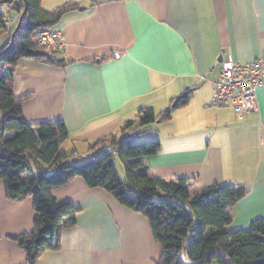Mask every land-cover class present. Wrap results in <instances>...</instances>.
<instances>
[{"label":"crops","instance_id":"obj_1","mask_svg":"<svg viewBox=\"0 0 264 264\" xmlns=\"http://www.w3.org/2000/svg\"><path fill=\"white\" fill-rule=\"evenodd\" d=\"M67 2L79 8L53 28L64 35L56 57L65 65L24 60L16 68L12 86L26 97V121H63L69 132L63 150L85 160L98 140L121 135L140 109L160 112L192 90L189 103L162 123L165 131L155 139L161 150L145 159L151 175L193 178V194L216 183L245 187L248 194L228 209L230 227L249 229L264 219V86L258 89V110L245 116L211 104L221 54L238 63L264 58V0H42V7L52 11ZM10 16L0 52L15 26L16 14ZM54 194L82 212L77 226L63 233L61 249L45 252L36 264L160 260L162 247L148 219L111 194L90 189L81 178ZM34 217L33 199L8 200L0 179V264H27L12 237L32 233Z\"/></svg>","mask_w":264,"mask_h":264},{"label":"trees","instance_id":"obj_2","mask_svg":"<svg viewBox=\"0 0 264 264\" xmlns=\"http://www.w3.org/2000/svg\"><path fill=\"white\" fill-rule=\"evenodd\" d=\"M2 1V0H0ZM7 5H0V35L5 33ZM27 6L23 23L16 14L11 38L0 53V179L10 201L32 198L34 230L28 235L12 237L25 251L27 264H36L42 254L59 251L66 230L78 224L82 212L69 199L60 200L54 190L65 187L76 178L90 189H102L123 207L148 219L156 242L162 247L157 264H264V219L255 220L249 229H232L228 212L247 194L245 187L213 184L193 194V178H157L151 175L145 159L161 150V142H136L151 130L154 123L172 119L173 113L185 107L193 94L187 90L157 112L142 108L134 120L127 121L121 135L109 134L98 140L85 160L74 159L63 150L69 132L63 121L29 124L23 115L25 96L13 91V77L21 61L34 60L52 67L65 61L40 46L35 37L53 29L79 4L67 2L47 11L42 0H18ZM80 160V161H78ZM119 160L125 171L121 179Z\"/></svg>","mask_w":264,"mask_h":264},{"label":"built area","instance_id":"obj_3","mask_svg":"<svg viewBox=\"0 0 264 264\" xmlns=\"http://www.w3.org/2000/svg\"><path fill=\"white\" fill-rule=\"evenodd\" d=\"M5 24H13L6 11ZM13 29V28H12ZM35 41L49 54L59 51L64 44L61 31L45 29L37 34ZM264 86V58L238 63L227 57L220 63V73L213 81L211 104L217 108H234L239 116L258 110V89Z\"/></svg>","mask_w":264,"mask_h":264},{"label":"water","instance_id":"obj_4","mask_svg":"<svg viewBox=\"0 0 264 264\" xmlns=\"http://www.w3.org/2000/svg\"><path fill=\"white\" fill-rule=\"evenodd\" d=\"M11 0H2L0 1V5H7L9 4ZM10 9L17 13V14H20V17H19V21H18V25L15 29V33L12 35V38H11V43H10V46H12L14 43H15V34L16 32L19 30V28L21 27L22 23H23V20H24V17L27 13V6H25L24 9H22V5L20 3V1L16 0L14 1L12 4H10ZM80 10H85L84 7H81ZM223 60V54H221L217 60V64H220Z\"/></svg>","mask_w":264,"mask_h":264},{"label":"rangeland","instance_id":"obj_5","mask_svg":"<svg viewBox=\"0 0 264 264\" xmlns=\"http://www.w3.org/2000/svg\"><path fill=\"white\" fill-rule=\"evenodd\" d=\"M44 8L46 9V8H48V6H46V4H45ZM0 53H2V51ZM157 127H161L160 129H162V131H158L156 129ZM164 127H165V124H162V123H160V124H152L151 128H154V129L150 130L146 135H144L141 139L137 140L136 142H149V141L155 140L156 138L159 139V137L161 135H163V133L165 131ZM117 169H118V172H119V175H120L121 179H125L124 167H123L122 163L119 160H117Z\"/></svg>","mask_w":264,"mask_h":264}]
</instances>
